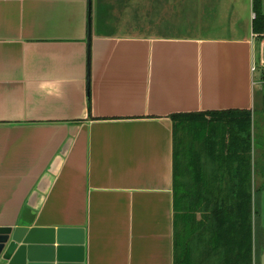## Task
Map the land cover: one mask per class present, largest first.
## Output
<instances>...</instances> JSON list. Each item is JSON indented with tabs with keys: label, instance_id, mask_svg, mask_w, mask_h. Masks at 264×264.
Listing matches in <instances>:
<instances>
[{
	"label": "crops",
	"instance_id": "crops-1",
	"mask_svg": "<svg viewBox=\"0 0 264 264\" xmlns=\"http://www.w3.org/2000/svg\"><path fill=\"white\" fill-rule=\"evenodd\" d=\"M252 3L0 0V228L81 229L82 264H174L170 117L263 102Z\"/></svg>",
	"mask_w": 264,
	"mask_h": 264
},
{
	"label": "trees",
	"instance_id": "trees-1",
	"mask_svg": "<svg viewBox=\"0 0 264 264\" xmlns=\"http://www.w3.org/2000/svg\"><path fill=\"white\" fill-rule=\"evenodd\" d=\"M264 36V4L252 3ZM252 110L172 115L174 264H258L253 242ZM255 148V147H254ZM262 156V153L259 154ZM255 164V163H254Z\"/></svg>",
	"mask_w": 264,
	"mask_h": 264
},
{
	"label": "water",
	"instance_id": "water-1",
	"mask_svg": "<svg viewBox=\"0 0 264 264\" xmlns=\"http://www.w3.org/2000/svg\"><path fill=\"white\" fill-rule=\"evenodd\" d=\"M81 229L0 228V261L7 264H82Z\"/></svg>",
	"mask_w": 264,
	"mask_h": 264
},
{
	"label": "rangeland",
	"instance_id": "rangeland-1",
	"mask_svg": "<svg viewBox=\"0 0 264 264\" xmlns=\"http://www.w3.org/2000/svg\"><path fill=\"white\" fill-rule=\"evenodd\" d=\"M254 79L256 81L255 96L257 99L263 98L264 102V68L257 69ZM251 140L254 153L252 155V191L257 210V215L253 216L255 263L264 264V111L263 113L258 111L253 116ZM261 153L262 156L259 155Z\"/></svg>",
	"mask_w": 264,
	"mask_h": 264
},
{
	"label": "built area",
	"instance_id": "built-area-1",
	"mask_svg": "<svg viewBox=\"0 0 264 264\" xmlns=\"http://www.w3.org/2000/svg\"><path fill=\"white\" fill-rule=\"evenodd\" d=\"M264 4V0H260Z\"/></svg>",
	"mask_w": 264,
	"mask_h": 264
}]
</instances>
